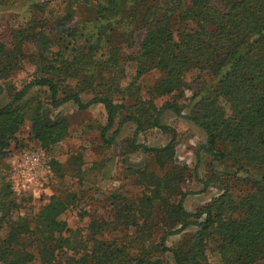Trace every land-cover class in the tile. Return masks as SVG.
<instances>
[{
	"label": "trees",
	"instance_id": "1",
	"mask_svg": "<svg viewBox=\"0 0 264 264\" xmlns=\"http://www.w3.org/2000/svg\"><path fill=\"white\" fill-rule=\"evenodd\" d=\"M13 0H0L12 2ZM61 13L39 12L20 29L0 39V79L20 63L33 66L19 89L9 84V100L0 106V158L29 121L31 138L50 149L68 134L65 117L51 120L43 104L25 99L33 87H45L49 105L72 102L80 111L101 104L114 132L135 124L134 137L146 128L174 130L161 122L165 111L182 115L179 99L190 88L192 105L186 119L206 135L201 146L213 161L229 170L212 171L222 193L194 212L183 206L186 167L174 164V145L147 147L157 175L147 166L135 171L142 192L111 196L110 218L92 216L86 233L71 229L60 216L74 194L51 195L31 216L20 214L10 179L0 184V264H264V0H64ZM143 31L137 45L135 34ZM28 43L33 49L26 53ZM123 49H131L124 55ZM134 63V79L121 85L123 61ZM149 71L159 78L138 94L136 79ZM191 89V88H190ZM90 96L83 101L82 95ZM171 96L158 106L155 102ZM128 98L131 100L128 101ZM30 149V148H29ZM28 150V149H26ZM59 177L58 161L48 162ZM9 167V165H8ZM10 171V170H9ZM10 173V172H9ZM244 186L234 195V187ZM19 199V200H18ZM194 226L174 246L167 239ZM122 231V236L110 235Z\"/></svg>",
	"mask_w": 264,
	"mask_h": 264
},
{
	"label": "rangeland",
	"instance_id": "2",
	"mask_svg": "<svg viewBox=\"0 0 264 264\" xmlns=\"http://www.w3.org/2000/svg\"><path fill=\"white\" fill-rule=\"evenodd\" d=\"M45 3V11L54 14L61 13L64 0H13L12 2H0V39L9 45L11 31L23 27L31 16H38L39 12L32 9L34 3ZM143 37V31L135 34V42L138 45ZM33 47L26 43L23 50L31 52ZM131 49H123L124 55L131 53ZM124 74L121 81L123 87L127 86L135 76L134 63L123 61ZM33 66L29 61H23L20 66L11 73L8 79H0V106L9 100V84L20 88L30 80ZM158 71H149L136 79L139 85L138 94L147 98V89L159 78ZM190 88L186 89L179 104L182 113L186 114L192 105L191 93L195 87L192 77L187 78ZM90 96L83 94V101ZM25 99L30 102L39 100L48 118L55 120L65 117L68 121L67 136L53 145L50 149H44L46 163L56 160L62 171L61 176L53 170L40 178L39 183L32 187V191L14 194L23 199L20 202V214L31 217L40 206L48 201L51 195L64 196L73 193V204L60 216L71 229L81 230L86 233L87 224L92 216L110 218L112 215L111 196L118 192L127 197L139 195L143 186L136 183L135 171L145 166L157 175H162L153 160L150 152L143 151L140 147L133 149L132 144L145 145L147 147H162L172 141L174 145V164L186 167L185 179L181 183V191L186 193L183 200L184 208L189 212L208 204L212 198L222 193V188L211 181L204 185L212 171L215 176L222 177L221 172L229 170L224 163L213 161L204 153L201 146L206 141L204 131L189 119L177 115L173 111H165L161 122L174 130L175 138L172 140L171 131H163L159 128H146L134 137L135 124L125 123L118 132H114L115 126L107 131L105 138H113L111 145L101 138V129L106 124V113L101 104H92L86 110L80 111L72 102H66L59 107L49 105V93L45 87L31 88ZM171 96H163L155 100L160 106L162 102L171 100ZM131 99L128 98V101ZM7 154L0 158V184L8 181L11 176L8 159L11 155L26 149L40 147L31 138L29 121L17 132L16 138L11 142ZM10 170V171H9ZM10 172V173H9ZM11 181V180H10ZM244 187V186H243ZM242 186L234 187L233 194H240ZM18 199V200H19ZM196 227L191 226L183 232L170 236L167 245L174 246L185 233L194 232ZM122 231L113 232L112 236H122ZM163 264H173L170 253L160 256Z\"/></svg>",
	"mask_w": 264,
	"mask_h": 264
},
{
	"label": "built area",
	"instance_id": "3",
	"mask_svg": "<svg viewBox=\"0 0 264 264\" xmlns=\"http://www.w3.org/2000/svg\"><path fill=\"white\" fill-rule=\"evenodd\" d=\"M8 165L11 170L12 189L17 193L32 191L40 178L50 173L45 152L39 147L11 155Z\"/></svg>",
	"mask_w": 264,
	"mask_h": 264
}]
</instances>
